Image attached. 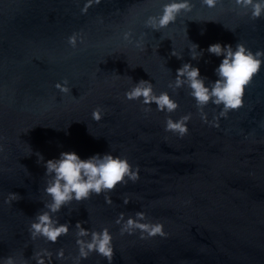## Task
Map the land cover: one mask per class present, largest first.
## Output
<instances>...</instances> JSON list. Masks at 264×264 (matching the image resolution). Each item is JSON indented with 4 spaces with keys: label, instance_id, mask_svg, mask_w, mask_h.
Listing matches in <instances>:
<instances>
[{
    "label": "water",
    "instance_id": "obj_1",
    "mask_svg": "<svg viewBox=\"0 0 264 264\" xmlns=\"http://www.w3.org/2000/svg\"><path fill=\"white\" fill-rule=\"evenodd\" d=\"M165 2L0 0V261L37 264L36 253L47 250L52 264H264V63L226 116L211 101L199 109L186 85L169 87L189 60L216 78L221 57L206 50L212 42L264 50V12L254 17L235 0H191L167 26H147ZM192 42L203 56L192 59ZM141 78L156 94L167 91L176 109L127 98ZM65 83L68 91L57 87ZM189 114L184 135L165 129L168 118ZM64 150L82 158L111 151L137 178L51 212L69 225L55 242L33 238L30 225L51 199L38 159ZM129 217L160 223L165 234L129 231ZM77 222L108 229L111 259L95 249L79 256Z\"/></svg>",
    "mask_w": 264,
    "mask_h": 264
},
{
    "label": "clouds",
    "instance_id": "obj_2",
    "mask_svg": "<svg viewBox=\"0 0 264 264\" xmlns=\"http://www.w3.org/2000/svg\"><path fill=\"white\" fill-rule=\"evenodd\" d=\"M204 4L213 6L217 0H202ZM241 7H251L252 16H260L264 12V0H235ZM192 7L191 0H166L162 5L161 11L157 15H150L145 20V24L153 29L159 30L176 20L181 10L189 11ZM231 30V29H230ZM203 31V29H202ZM125 39H130L129 33L124 34ZM69 42L75 44L74 37H69ZM209 53L221 57L218 65L213 69L215 79H210L201 74L198 65H194L191 60L183 62L175 69L176 77L174 82H170L169 87L187 86L199 109H203L209 101L216 105H222L220 116H226L228 110L238 108L243 103L245 85L248 84L253 74L259 71L261 64L264 63V50H257L255 53L248 49L243 43L237 42L235 46L231 43L220 41L208 44ZM205 49L200 48L197 42H192L190 56L197 59L203 56ZM172 55H176L173 51ZM177 58H180L177 56ZM62 90L68 91L66 83ZM129 99H141L143 104L155 102L159 110L171 112L177 107V102L171 98L167 91L156 94L152 82L141 78L125 93ZM94 118H100L99 109L94 110ZM202 118L207 122L206 114ZM189 115H184L179 120L168 118L165 129L178 132L181 136L188 131L187 121ZM43 160L45 174L49 180L45 186V191L50 195V201L45 205V211L38 212L36 219L30 225L32 237L38 235L45 236L48 240L55 242L63 233H67L69 225L58 223L50 215L61 208L65 203L75 199L87 198L90 193L97 194L104 190L112 189L118 182L124 180L125 176L136 179L137 171L132 170V166L126 157L113 154L111 151L103 153H93L87 157H81L75 150H64L57 157L47 160L40 154L38 162ZM18 194L13 192L6 197V202L15 199ZM106 199H108L106 197ZM110 203L111 201L108 200ZM127 202V201H126ZM137 217H142V212H137ZM123 214H121L122 218ZM120 222V218L117 219ZM133 227L146 230L148 235L160 233L162 225L160 223L148 224L141 223L129 217L125 223V229L131 230ZM77 244L79 245V256L86 257L93 249L111 259L112 245L111 234L107 228L100 231L90 230L83 227L80 222L76 224ZM124 229H122L123 231ZM90 234V239H84ZM143 235V233H141ZM43 254L36 253L37 264H52L51 254L47 250H41ZM58 256L63 255L60 250ZM0 264H15L12 257H8Z\"/></svg>",
    "mask_w": 264,
    "mask_h": 264
}]
</instances>
